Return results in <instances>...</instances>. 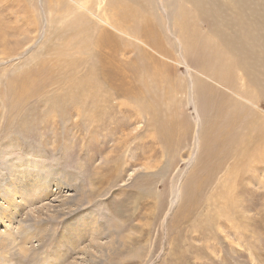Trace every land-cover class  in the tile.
Returning <instances> with one entry per match:
<instances>
[{
  "label": "rangeland",
  "instance_id": "obj_1",
  "mask_svg": "<svg viewBox=\"0 0 264 264\" xmlns=\"http://www.w3.org/2000/svg\"><path fill=\"white\" fill-rule=\"evenodd\" d=\"M239 1L0 0V27L4 25L0 28V202L15 197L8 205L10 222L3 226L4 217L0 218V232L10 243L0 242V264H118L128 255L132 262L123 264H140V258L144 259L141 264H264V155L249 159L244 174H226L227 164L219 173L221 180L217 176L214 188L207 187L200 195L210 198V208L219 207L226 203L219 191L227 192L223 186L230 185L231 200L239 199L236 208L230 207L237 218L213 220L212 232L195 233L191 230L198 222L189 223L187 213H180L187 203L188 178L202 170L196 133L202 135L206 120L190 79L199 76L208 85L209 95L221 94L215 79L223 66L216 47L226 61L223 65L229 67L225 75L240 82L248 78L243 89L250 91L254 102L249 99L246 104L259 103L264 115V18L251 24L249 17L240 14ZM255 1L264 6V0ZM128 6L139 11L138 18L125 13ZM184 23L186 31L207 43L201 54L205 66L198 73L194 59L185 57L179 47ZM142 30L167 35V41L160 40L162 49L146 40ZM104 32L115 36L124 48L122 64L139 71L145 66L142 80L134 78L152 85L148 97L142 92V101L156 99V112L144 107L137 117L140 101L118 95L111 87L101 90L104 98L100 101L98 96V104L88 97L80 115L75 104L61 98L59 85L46 91V104L40 98L25 106L15 104L12 81L42 63H46V76L56 71L62 78L65 53L85 61L78 76L91 72L101 76L103 62L95 44ZM166 48L170 53H164ZM138 82L133 81L134 92L139 91ZM50 96L57 97L56 102ZM163 122L180 126L181 134L188 131L185 148L176 152L166 145L155 128ZM116 164L119 177L113 172ZM31 183L41 185L46 198L40 193L27 199L25 190H32ZM46 186H50L47 191ZM117 207L121 212L114 211ZM88 220L105 227L104 243L114 241L113 231L118 243L127 239L123 248L112 243L120 252L108 249L115 250L113 245L105 250L93 245L90 231L95 229L88 231L90 225L83 237L76 235L77 230L73 233L72 228L83 229ZM68 224L71 236L75 235L72 240L81 244L78 249L65 245ZM233 224L240 230L237 236L230 228ZM24 230L32 236L31 243L34 238L27 252L19 248L26 239ZM137 239L143 242L135 252L139 255L130 258ZM87 250L91 257L84 255Z\"/></svg>",
  "mask_w": 264,
  "mask_h": 264
},
{
  "label": "bare ground",
  "instance_id": "obj_2",
  "mask_svg": "<svg viewBox=\"0 0 264 264\" xmlns=\"http://www.w3.org/2000/svg\"><path fill=\"white\" fill-rule=\"evenodd\" d=\"M239 11H240V14L242 16H247L250 18L251 24L255 23V25H256V23L259 19L264 18V6H260L255 0H240L239 1ZM125 13L130 14L134 18L139 17V11L137 9L130 8L129 6L126 8ZM3 19H1V21ZM34 24H36V22ZM1 27H4V25L2 24ZM185 28H186V23H184L183 30H182L181 36H180V45L184 49L181 46H179V47L182 49V52L185 53V57H192L194 59V67H195L194 71L198 73V72H201L205 66V63L201 59V54L204 51V49L206 48L207 43L199 35H197L194 32H188L185 30ZM41 30H42V28H41ZM104 30H106V29H104ZM0 32H2V31H0ZM142 32H143L144 38L146 40H148L150 43L153 42L157 49H160V48L162 49L161 43H160L161 39L167 41V39L165 38L167 35H164V33L162 31L142 30ZM3 33H1V34H3ZM114 37L112 34L104 32L98 37V44H95L98 48H100L101 58H102V62H103L102 66L100 68L101 71L99 72L101 74V76L95 75L96 73L93 75L92 72L91 73H85L81 77L78 76L79 75L78 72H79L81 66L84 65L85 61L84 60H78L77 58H75L76 56H75V54L73 55L72 52L65 53L63 63L61 65L62 69L64 70L63 71L64 75L62 78H59L56 76V71L53 73H48L49 76H46V63L40 64L39 67L36 69H35V67H33V69H35V70H33L29 73L27 72L26 74L24 73V75L21 77L19 76L20 78H18V79L14 78L15 80L12 81L10 89L12 91L11 92L12 96L15 99V104L17 106H25L26 104H29L32 100H35L37 98H40L38 100L41 101L42 103L46 104L48 102V99H46V91H48V89L51 88V86L54 87V85H59L60 88L63 90V92L61 91V93H60L61 98H64V100H66V102L70 101L73 104H75L76 105L75 108L79 111V115H80V114L84 113L82 110L84 108V102L88 97L92 98L94 104L95 103L98 104L104 98L101 90L106 91L108 88L111 87L112 89H114L116 91V94H118V95L131 98L135 101H140L136 105L137 109H135L137 112L136 113L137 117H138V114H141V109L144 107L150 108L151 110L155 111L154 108H158V106L155 105L157 102L156 99L153 100V98H152L149 101H146L145 102L146 105L142 101V92L145 93L146 96L148 97V95H149L148 91H150V88L152 87V85L150 83L147 84L144 81H143L144 83L142 82V84H140L134 78V77H136V78H139L140 80H142L143 70H145L144 69L145 66H143V68H142L143 70L141 69L139 71V69L137 70V68H135L136 66H134V65L122 64L120 62L121 55L125 54L126 52L124 51V48L122 49L121 45L118 43V39L116 40ZM131 40H133V39H131ZM135 46H137V45H135ZM167 50L163 49L165 54L170 53L169 50L168 51ZM216 52L219 55L221 65L223 66V69L217 74V77L215 79L216 82L219 84L218 88L221 90V94H219V95L216 94L214 96L209 95L207 93L208 85L199 76L191 77V79H190L191 84H192L193 89H194V93L197 94V96L194 94V98L196 97L197 99L200 100L199 101L200 107H201L203 115L206 119L202 135L199 137V132L197 131V133H196L197 141L200 140V142H201L202 153L200 156H201L202 162L200 161L201 162L200 168L202 170H201V172H198V173L194 172L191 176L189 175L190 177L188 178L186 185H185L186 186L185 193H186L187 203L183 206V208H181V212H180V213H187V218L186 217L185 218L187 219V221L189 223L190 222H198V224L196 226L192 227L193 229L191 230L193 232V230L195 229V233H197L196 231H198V232L199 231L203 232L204 230H210L211 231L214 228V226L211 227V224H212L211 221H213V220H217L218 222H220V221L231 222V220L238 217L237 214H235L236 211L233 213L230 209V207L236 208L235 206H238V205H236L238 203L237 200H239L236 198H235L236 200L235 199L233 201L231 200V198H233V196L229 194L230 193L229 191L231 190L230 185H228L229 187L223 186L224 189H226V187H227V189L225 190L227 192H223L222 189H221V191H219L221 198L226 202L224 204L222 201L221 203H223V205H220L219 207L212 208V205H211V208H210V204H209L210 198L209 199L207 197L204 199L200 198V195L202 196V194L204 193V191L207 187H209V188L212 187V189L214 188L213 187L214 183L218 182L217 181L218 179H216V178H217V176H219V173L221 174L224 167L228 164V171L226 172V174L228 172H233V173L241 172L242 174H244L245 170L249 167V164H248L249 159L252 158V160H253V158H257L258 155H260V156L264 155V115L262 114L263 109H261L259 107V103H257V105H256V103H253V105L246 104V100H249V99H250L249 100L250 102H254V97L251 95L250 91L243 89L244 86L248 85V83H247L248 78H242L241 79L242 81L240 82L239 80L235 81V80L231 79L230 77L226 76L225 74H226L229 67L225 66V64L223 65V62L226 63V61L224 59V56L221 55L222 51L216 47ZM55 69L56 68H53L52 70H55ZM258 69L260 70V68H258ZM80 72H81V70H80ZM94 76H97V77H94ZM254 78H255L254 85H258V79L255 76H254ZM133 81L139 83L140 88H139V91H137V92H134V90H133L135 87L133 84ZM143 85H146V89H144L145 86H143ZM149 86H151V87H149ZM98 96L101 97L100 101H99ZM105 97L107 98V96H105ZM50 99H51V101H53L54 96H52V97L50 96ZM56 99H57V97L55 98V100ZM153 117H154V119L157 118L154 116V114H153ZM199 122H200V119H199ZM199 122H198V124H199ZM176 126H175V124L172 126V125H169V124H166L163 122L162 124L157 125V127L155 126V128L157 129L158 135L160 134V136L163 137V140L166 143V145H171L172 148L176 152H178L179 148L182 147V149H183L186 147L184 145V143L188 138V131L186 130L184 132V134H181L178 132L179 129H177L180 126L179 127H176ZM262 160H264V159H262ZM123 165H124V163H123ZM113 172L116 175V177H119L120 166L116 164L113 167ZM221 178L222 177L219 176V181L221 180ZM249 182H250V180H249ZM41 187H42L41 185H39V186L35 185L31 191L25 190L27 199H31V197H33L32 195L35 196L37 194L44 193L45 190L43 191V189ZM49 187L50 186H46V191ZM97 187H99L98 184H96V188ZM215 187H217V186H215ZM23 190H24V188H23ZM49 191H51V190L49 189ZM156 192H157V190H156ZM17 195H19V193H17L16 196ZM44 197L46 198V196H44ZM14 198H15L14 196L10 197V199H9V197L6 199L1 198L2 202H0V218L4 217L3 218L4 223H2L3 226L7 225L5 223V221L10 222V220H11L10 219L11 210L9 209V206L11 207V205L14 201ZM22 198L24 199L25 197H22ZM174 201L175 200H173L172 202L175 203ZM160 203H162V202H160ZM19 208H20V206H19ZM119 208L120 207L115 208L114 211L118 210V212H121V209H119ZM247 210H249V209H247ZM4 212H6V213H4ZM54 212H56V211H54ZM58 215H60V214H58ZM117 215H119V214H117ZM120 216H122V215H120ZM222 217H224V219ZM249 218H250L249 224H252V222H251L252 218L251 217H249ZM158 220H160V218ZM207 220L210 222L203 224ZM84 223H83V225L85 226V228L81 229L79 226H75V229L72 228L73 233H74V230H77L78 233H76V235L78 237L79 236L83 237L85 234H87L85 232H87L88 229H89L88 231L95 229V230L90 231V232H92L91 234H93V238H94L91 240V242L93 243V245L101 248V250L102 249L105 250L106 246L107 247L112 246L113 245L112 243H114V242L116 244H119V246L120 247L122 246L121 248H123V245L125 244V242L128 241L127 239H123L122 243H118L115 240V238L113 237V234H115L116 232L111 231L112 232L111 237L114 239V241H108V242L104 243V239H103V238H105L104 231H107L105 229V227L104 226L97 227V225H96L97 221H95V220H91V221L88 220L87 222H84ZM174 224H175V222H174ZM89 225L91 226V228H88ZM220 225H222V224H220ZM69 226L70 225L68 224L64 228L65 229L64 235L62 234L63 240L66 241L65 245L70 244V245L74 246L75 249H78V245L81 246V244L78 243V245H77V243H75V240H72V239H74L75 235H74V237L71 236L72 235L71 231L69 229H67ZM174 226L171 227V230H173V231H174ZM98 228H100V229H98ZM230 228L232 230H234L235 236L239 235L240 230H238V227H235V225L233 224L232 227H230ZM84 229H87V230H84ZM7 231H9V230H7ZM25 232L24 233L26 235V239L23 243V247H19V248H21L22 251L26 250V252H27L29 244L33 245L34 238H33V241L31 243L32 236L30 234L28 235V233H27L28 231H25ZM5 235H3L2 232H0V242L3 245L10 244L7 240H4V239H6ZM251 235H253L252 231H251ZM191 236H193V235H191ZM112 238H111V240H112ZM36 240L40 241L38 238ZM139 241H141V239H137L135 244L131 245L130 251L134 252V253L132 254V256L130 258H137L138 257L139 254H137L135 252H137V250H139L143 244V242H139ZM144 244H145V242H144ZM146 244H147V242H146ZM32 245L30 248L33 247ZM119 246H117V245H116V247L114 246L115 250L111 249V247H108V249H110L114 252H120ZM66 248H68V246ZM90 248L93 249V246H90ZM90 250L85 251L84 255L88 254L89 257H91L92 253H90ZM62 255H64V254H62ZM80 258H82V257H79V259ZM118 258L124 259L123 257H120V256ZM113 259H114V257H113ZM67 261H68V259H67ZM128 261H129V255L127 257H125V259L123 261L118 259V264H123L124 262H128ZM138 261L141 264L142 261H144V259L142 260V258H140ZM93 262H94V260H93ZM130 262H132V261H130ZM130 262H128V263H130ZM62 263L63 262H61V264ZM80 263H82V262L80 261ZM98 263H100V262H98ZM96 264H97V262H96Z\"/></svg>",
  "mask_w": 264,
  "mask_h": 264
}]
</instances>
